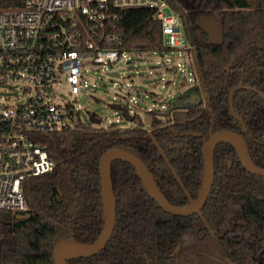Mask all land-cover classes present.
Segmentation results:
<instances>
[{
    "label": "trees",
    "instance_id": "1",
    "mask_svg": "<svg viewBox=\"0 0 264 264\" xmlns=\"http://www.w3.org/2000/svg\"><path fill=\"white\" fill-rule=\"evenodd\" d=\"M182 22L192 47L200 88L193 85L192 104L174 105L163 117L149 112L144 127L109 125L92 129L79 122L30 136L55 161L49 173L25 178L27 208L0 210V264H55L53 247L60 239L89 245L104 223L99 165L113 147L142 159L158 190L174 206L197 196L203 171L202 146L211 132L233 130L243 138L246 155L264 169V0H167ZM22 0H4V6ZM222 16V41L211 42L197 21ZM119 51L168 50L162 46L160 21L148 7L119 11ZM195 53V56H194ZM185 80L182 82V84ZM234 112L230 110L231 90ZM213 183L202 208L191 215L163 210L146 192L126 160L110 164L114 201L113 233L102 250L76 256L66 264H172L181 254L213 253L231 264H264V176L246 170L231 143L213 149Z\"/></svg>",
    "mask_w": 264,
    "mask_h": 264
},
{
    "label": "built area",
    "instance_id": "2",
    "mask_svg": "<svg viewBox=\"0 0 264 264\" xmlns=\"http://www.w3.org/2000/svg\"><path fill=\"white\" fill-rule=\"evenodd\" d=\"M0 0V84L16 85L21 100L0 99V210L27 208L24 179L49 173L55 161L30 136L77 123L74 101L58 91L80 95L87 67L114 65L122 34L119 11L148 7L160 21L162 46L190 48L180 16L167 0ZM193 54V51H192Z\"/></svg>",
    "mask_w": 264,
    "mask_h": 264
},
{
    "label": "rangeland",
    "instance_id": "3",
    "mask_svg": "<svg viewBox=\"0 0 264 264\" xmlns=\"http://www.w3.org/2000/svg\"><path fill=\"white\" fill-rule=\"evenodd\" d=\"M125 52L114 65L88 66L82 80L86 88L80 95L58 91L59 100L74 101L78 110L77 122L92 129H104L109 125L120 129L135 127L136 123L109 106L115 103L127 107L131 116L136 115L143 126L148 127L143 122L144 113L153 112L163 117L174 104H183V95L193 85L200 88L199 95L204 100L194 57L188 47ZM0 99H6L10 104L17 103L21 100V91L16 85L0 84ZM90 112L100 118L99 123L89 121ZM172 264L231 263L220 248H214L213 253L196 251L189 255L181 254Z\"/></svg>",
    "mask_w": 264,
    "mask_h": 264
},
{
    "label": "water",
    "instance_id": "4",
    "mask_svg": "<svg viewBox=\"0 0 264 264\" xmlns=\"http://www.w3.org/2000/svg\"><path fill=\"white\" fill-rule=\"evenodd\" d=\"M221 21L222 16L217 12H214L212 13V15L201 16L198 19L197 23L201 30L207 33L211 42L220 43L222 41L223 34ZM112 74L114 75L115 73L112 72ZM241 87L242 85L239 84L238 87L231 90L229 103L231 113L238 121L241 122V124H243V121L237 114H235L233 103L231 100L233 92L237 89H240ZM261 97L264 98V95H261ZM198 98L199 97L195 93H192L187 97L182 98V102L183 104H192L193 102H196ZM109 106L120 111L121 115L128 120H133L134 116H131L129 114V110L127 107L120 106L119 104L115 103H111ZM88 118L90 122H100V118H98L93 112H90L88 114ZM151 121V114L149 112L144 113L143 122L150 125ZM219 142L231 143L236 151L237 156L239 157L242 166L253 174L264 176V169L254 165L249 156L246 155L245 147L243 145V138H241L240 134L230 129L211 132L202 146V156L204 157L202 171L203 176L200 182L199 189L197 191L198 194L194 198V200L186 206H174L166 200L164 195L161 194V192L158 190L142 159L137 158L131 152L123 148L120 149L113 147L106 150L100 157L101 161L99 165V178L101 182L100 195L102 199V213H104V223L101 229L102 232L99 237L95 241L89 243V245H77L72 240L68 241L66 239H60L53 247L54 263L66 264V262L72 257L89 256L92 254H96L100 250H102V248H104L107 241L111 237L115 223V213L113 195L111 194L109 169L110 164L113 160L123 159L132 164L135 168L137 176L140 177V180L142 181L146 192L152 197V199L157 202V204L163 210L174 215H191L195 214V212H198L202 208L210 194L209 192L214 179L212 157L213 149Z\"/></svg>",
    "mask_w": 264,
    "mask_h": 264
},
{
    "label": "flooded vegetation",
    "instance_id": "5",
    "mask_svg": "<svg viewBox=\"0 0 264 264\" xmlns=\"http://www.w3.org/2000/svg\"><path fill=\"white\" fill-rule=\"evenodd\" d=\"M204 98H205V96H204ZM198 100H199V98H198L196 101H198ZM201 100H202V99H201ZM202 101H203V100H202ZM174 105H175V104H174ZM174 105H173V106H174ZM176 105H177V104H176ZM230 110H231V109H230ZM147 125H148V124H147Z\"/></svg>",
    "mask_w": 264,
    "mask_h": 264
},
{
    "label": "crops",
    "instance_id": "6",
    "mask_svg": "<svg viewBox=\"0 0 264 264\" xmlns=\"http://www.w3.org/2000/svg\"><path fill=\"white\" fill-rule=\"evenodd\" d=\"M178 105H180V104H178Z\"/></svg>",
    "mask_w": 264,
    "mask_h": 264
}]
</instances>
